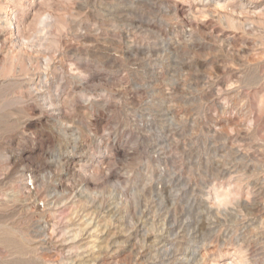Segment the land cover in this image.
Masks as SVG:
<instances>
[{"label":"clouds","instance_id":"obj_1","mask_svg":"<svg viewBox=\"0 0 264 264\" xmlns=\"http://www.w3.org/2000/svg\"><path fill=\"white\" fill-rule=\"evenodd\" d=\"M0 264H264V0H0Z\"/></svg>","mask_w":264,"mask_h":264}]
</instances>
